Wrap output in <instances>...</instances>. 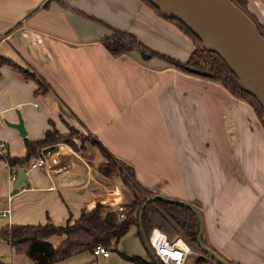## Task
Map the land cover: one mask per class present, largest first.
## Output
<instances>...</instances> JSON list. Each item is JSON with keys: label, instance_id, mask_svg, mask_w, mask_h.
<instances>
[{"label": "crops", "instance_id": "obj_1", "mask_svg": "<svg viewBox=\"0 0 264 264\" xmlns=\"http://www.w3.org/2000/svg\"><path fill=\"white\" fill-rule=\"evenodd\" d=\"M248 5L264 23V0ZM119 8L122 21L115 15ZM77 11L181 61L194 49L189 37L142 0H0V55L49 89L36 94L33 80L2 64L0 117L17 121L19 110L29 138H41L52 121L60 133L71 126L96 142L83 150L55 143L46 166L25 170L27 182L16 188L13 168L0 158V229L49 220L63 224L69 217L71 223L98 202L122 205L121 179L98 170L102 148L121 165L133 166L143 186L162 177L169 183L160 192L201 202L212 221L206 227L212 245L264 264V132L252 108L219 82L157 56L151 60L160 65L149 68L130 53L111 55L102 44L109 28ZM0 141L10 155H23V136L15 127L0 126ZM63 239L52 235L48 241L56 246ZM19 253L0 238L1 261H17ZM87 253L122 264L111 253Z\"/></svg>", "mask_w": 264, "mask_h": 264}, {"label": "trees", "instance_id": "obj_2", "mask_svg": "<svg viewBox=\"0 0 264 264\" xmlns=\"http://www.w3.org/2000/svg\"><path fill=\"white\" fill-rule=\"evenodd\" d=\"M59 1V0H55ZM158 15L162 16L153 4L147 0H142ZM243 11H246V0H231ZM79 14L97 20L107 26L111 31L110 36L102 40L104 48L113 56L130 53L136 49L144 48L164 59L169 65L186 70L185 66L201 71V76L219 82L234 97L245 101L253 110L264 129L262 116L264 110L258 100L250 93L242 90L238 85V79L230 70L224 60L215 52L206 50L201 40L181 21L172 18H165L175 24L193 42L194 49L185 61L173 58L167 54L151 50L133 33L107 24L100 19L77 11ZM248 14V13H247ZM249 15V14H248ZM250 16V15H249ZM254 21V19L250 16ZM259 32L264 38L258 23L254 21ZM7 64L19 71L25 78L33 80L37 87L36 94H46L49 90L44 81L17 65L12 60L0 55V66ZM48 128L41 138H29L23 136L24 153L21 156L10 155L6 150L0 154L9 167L17 170L19 167L25 168L36 158L45 147H52L55 143L66 142L77 149L83 150L87 143L95 144V140L89 135L78 131L75 127H69L66 134L60 133L53 125ZM77 141V142H76ZM104 157L98 164V170L106 177H118L124 187L123 216L117 207L96 203L90 210L82 209L78 217L71 223L69 217L65 223L56 224L52 221L37 224L14 223L5 225L0 229V238L9 242L16 252L24 253L35 264H53L65 260L83 252H91L95 245H103L107 248H116L119 239L131 228L138 229L139 213L142 212V224L147 236L153 228L163 230L169 239H174L178 235L183 236L191 245L197 248V232L199 223L196 214L186 205L175 201H165L156 199L147 201L153 194L151 188L143 186L136 177L135 170L131 165H121L116 158L101 148ZM145 203L144 207L142 205ZM52 235L64 236V239L56 246L48 241ZM139 237L143 241L141 235ZM132 262L137 264H156L153 260L148 261L139 255L127 256ZM199 259H204L199 257ZM0 264H11L0 260ZM162 264V263H160Z\"/></svg>", "mask_w": 264, "mask_h": 264}, {"label": "water", "instance_id": "obj_3", "mask_svg": "<svg viewBox=\"0 0 264 264\" xmlns=\"http://www.w3.org/2000/svg\"><path fill=\"white\" fill-rule=\"evenodd\" d=\"M158 8L160 14L165 18L181 21L202 42L203 47L218 54L238 79L239 87L253 95L264 110V38L259 32L256 24L250 16L231 0H147ZM264 15V13H263ZM69 45L71 43L67 42ZM133 59L143 66L154 68L158 63L151 60V53L144 48L130 52ZM161 63L168 64L164 59ZM189 72L201 74V71L185 66ZM39 72V71H38ZM41 75V73L39 72ZM62 109L67 112L63 107ZM17 121L4 119L8 126L15 127L20 135L24 136L27 131L19 110H16ZM264 122V114L262 116ZM48 147L46 150H49ZM163 181V183H162ZM27 182L25 167H19L14 181V188L20 183ZM169 183L165 178H160L151 185L153 194L147 201L162 199L175 201L186 205L196 214L199 223L197 232V246L205 252L217 264H255L243 254L237 252H223L208 242L206 238V213L203 212L201 204L197 199L187 195L175 194L167 196L163 192L164 184ZM145 203L142 205L144 207ZM202 210V211H201ZM138 233L151 258L156 264L160 262L155 258L152 248L148 242L142 224V212L139 213Z\"/></svg>", "mask_w": 264, "mask_h": 264}, {"label": "built area", "instance_id": "obj_4", "mask_svg": "<svg viewBox=\"0 0 264 264\" xmlns=\"http://www.w3.org/2000/svg\"><path fill=\"white\" fill-rule=\"evenodd\" d=\"M3 119L0 117V124L3 123ZM45 147L41 150V153L34 158L30 164L25 168V170H30L31 168H42L46 166L47 157ZM51 148V147H50ZM7 150V145L0 141V154H4ZM16 172L14 169L11 170V179L15 181ZM120 211V216H123V206H117ZM148 242L153 250L155 258L162 264H188L192 255H197L198 257H203L204 259L211 262V264H217L214 262L205 252H203L199 247L195 248L191 245L183 236L178 235L174 239H169L167 234L160 228H153L148 236ZM92 254L97 256L106 257L109 255V248L103 245H95L92 250ZM194 264V263H193Z\"/></svg>", "mask_w": 264, "mask_h": 264}, {"label": "rangeland", "instance_id": "obj_5", "mask_svg": "<svg viewBox=\"0 0 264 264\" xmlns=\"http://www.w3.org/2000/svg\"><path fill=\"white\" fill-rule=\"evenodd\" d=\"M246 1H247V5H246L247 13L254 19V21H256V23H258L262 33L264 34V26H263V21L261 19L262 15L259 16L258 14H255L254 12H252V8L250 7V5H248L249 4V0H246ZM115 15H116V17H119V21H122V19L124 17L123 13H122V9H120V8L116 9V14ZM181 32L183 34H185L183 31H181ZM151 55H152V53H151ZM157 59L160 60L159 58H157ZM3 119H6V118H3ZM0 126L5 127L7 125L3 122ZM261 130L264 132V129H263L262 125H261ZM202 210L204 212V208L203 207H202ZM205 219H206V227H207V229H209L211 227V224H212V221L209 219V214H206ZM135 232L136 231H135L134 227H131L119 239L118 243L115 246L116 248L115 249L114 248H110L109 249L112 258H114V259L119 258V260L122 262V264H137V263L132 262L130 259H128L127 256L129 257V256L139 255L142 258H146L147 259L148 250H147L144 242L139 237V235L136 234ZM19 254H20L21 257H19V259L17 261H16V259L14 257V260H13L14 263L11 260L10 256L7 257V258H4L2 260L6 261V262H10L11 264H35L24 253H19ZM95 260H96L95 256H92V255H90L87 252H83L82 254H80V255H78V256H76L74 258L63 260V261H58V262H55L53 264H111V260L106 262L104 260V258H102V257L97 258L96 261ZM193 263L194 264H210L205 259H199V257L197 255H192L191 259L188 261V264H193Z\"/></svg>", "mask_w": 264, "mask_h": 264}, {"label": "flooded vegetation", "instance_id": "obj_6", "mask_svg": "<svg viewBox=\"0 0 264 264\" xmlns=\"http://www.w3.org/2000/svg\"><path fill=\"white\" fill-rule=\"evenodd\" d=\"M263 26H264V23H263Z\"/></svg>", "mask_w": 264, "mask_h": 264}]
</instances>
